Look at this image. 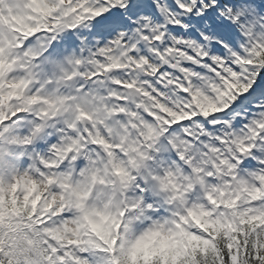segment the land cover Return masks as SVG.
Wrapping results in <instances>:
<instances>
[{
  "label": "snow or ice",
  "instance_id": "1",
  "mask_svg": "<svg viewBox=\"0 0 264 264\" xmlns=\"http://www.w3.org/2000/svg\"><path fill=\"white\" fill-rule=\"evenodd\" d=\"M0 264H264V0H0Z\"/></svg>",
  "mask_w": 264,
  "mask_h": 264
}]
</instances>
